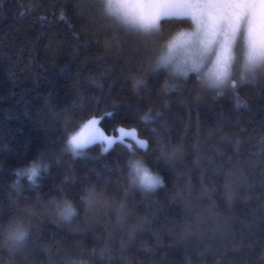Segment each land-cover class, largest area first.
Listing matches in <instances>:
<instances>
[{"label":"clouds","instance_id":"9594fccd","mask_svg":"<svg viewBox=\"0 0 264 264\" xmlns=\"http://www.w3.org/2000/svg\"><path fill=\"white\" fill-rule=\"evenodd\" d=\"M21 12L68 26L74 67L69 102L25 100L42 143L11 167L0 111V264H264V0Z\"/></svg>","mask_w":264,"mask_h":264},{"label":"trees","instance_id":"16d2710c","mask_svg":"<svg viewBox=\"0 0 264 264\" xmlns=\"http://www.w3.org/2000/svg\"><path fill=\"white\" fill-rule=\"evenodd\" d=\"M27 2L0 0V111L11 116L7 123L14 133L11 142L15 145L14 151L3 154L6 167L28 158L42 143L41 129L23 115L25 100L34 110L41 103L40 93L44 90L52 92L57 104L69 102L71 96L69 82L74 65L69 64L65 72L59 71L58 66L67 59L62 54L52 67L55 57L47 47L50 36L70 35V30L64 22L42 26L35 19V12L22 13L21 8ZM42 3L47 5L53 0H42ZM72 23L76 27L71 31H78L80 19L73 17ZM25 141H29L27 150ZM160 167L168 177L167 169Z\"/></svg>","mask_w":264,"mask_h":264}]
</instances>
